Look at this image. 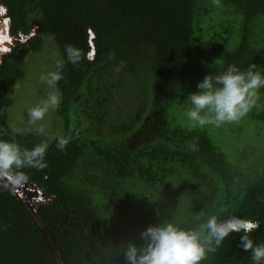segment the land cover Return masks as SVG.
Returning a JSON list of instances; mask_svg holds the SVG:
<instances>
[{"label": "trees", "instance_id": "trees-1", "mask_svg": "<svg viewBox=\"0 0 264 264\" xmlns=\"http://www.w3.org/2000/svg\"><path fill=\"white\" fill-rule=\"evenodd\" d=\"M221 5L0 0V114L13 104L23 64L42 49L44 35L61 46L58 59L66 60V45L85 56L78 66L66 63L57 83L66 147L54 139L47 167L24 169L43 199L31 207L0 181V264H126L121 248L141 246L149 226L195 229L211 215L259 221L250 238L264 243V88L246 116L218 132L181 119L206 75L230 65L264 71V0ZM42 136L0 132V140L28 149ZM13 188L30 199L25 185ZM240 235H229L201 264H254Z\"/></svg>", "mask_w": 264, "mask_h": 264}, {"label": "clouds", "instance_id": "clouds-1", "mask_svg": "<svg viewBox=\"0 0 264 264\" xmlns=\"http://www.w3.org/2000/svg\"><path fill=\"white\" fill-rule=\"evenodd\" d=\"M212 4L216 7L222 6L221 0H212ZM3 16L4 10L0 7V18ZM5 30L7 32L6 26ZM65 53L66 60L58 59L55 70L40 76V81L52 90L47 93L46 99L28 109L30 124L35 125L42 121L50 109L54 110L60 105L62 93L57 88V83L63 79L65 64L78 66L85 58L82 50L73 45H66ZM93 54L90 52L88 58H93ZM123 66L124 61H121L117 71ZM197 87L199 91L190 94L187 99L191 107L185 112V116L190 125L220 127L224 123L239 121L256 105L260 99L259 90L264 88V71L256 64H250L244 70L230 65L220 74L206 75ZM35 131L41 135L45 129L40 126ZM67 143L68 140L60 137L57 146L63 150ZM189 146L196 150L197 140L190 141ZM48 147L46 142H42L28 149L15 142L0 140V181H6L16 188L23 187L29 180L24 169L47 167L45 155ZM259 227V221L237 215L223 220L211 215L195 229H184L172 222H161L149 226L141 233L144 242L141 246L129 243L121 248V254L125 257L126 264H201L208 253H215L229 235L242 233L240 248L251 252L254 264H264V243L255 245L250 238V234Z\"/></svg>", "mask_w": 264, "mask_h": 264}, {"label": "rangeland", "instance_id": "rangeland-1", "mask_svg": "<svg viewBox=\"0 0 264 264\" xmlns=\"http://www.w3.org/2000/svg\"><path fill=\"white\" fill-rule=\"evenodd\" d=\"M42 39L44 42L42 49L38 52L30 53L23 64L15 87V94L12 97L13 104L0 114V129L16 134L36 132V128L43 126L45 131L42 140L49 144L54 139L63 137L66 133L63 121L57 115L60 105L54 110L50 109L44 119L35 125L29 123L27 116L28 109L35 106L42 99H46L47 93L52 90L46 83L40 81V76L55 70L56 60L62 56L61 46L51 35H44ZM181 119L185 125L190 123L185 113L181 114ZM208 126H210V133L218 132L215 126ZM138 137V134L133 135L130 139L132 145H135L139 141ZM1 182L31 207H33L35 201H41L44 197L43 192L38 188L40 190L39 196L36 199L32 198L28 200L12 186L7 183L5 184L3 181ZM128 219L129 217H126L125 221H128ZM41 228L53 251L58 255L57 247L50 232L47 231L43 224H41Z\"/></svg>", "mask_w": 264, "mask_h": 264}, {"label": "water", "instance_id": "water-1", "mask_svg": "<svg viewBox=\"0 0 264 264\" xmlns=\"http://www.w3.org/2000/svg\"><path fill=\"white\" fill-rule=\"evenodd\" d=\"M3 182L5 183V181H3ZM25 189H26V193L30 199H32V198L36 199L39 196L40 190L38 189V187L35 184L27 182L25 184Z\"/></svg>", "mask_w": 264, "mask_h": 264}, {"label": "bare ground", "instance_id": "bare-ground-1", "mask_svg": "<svg viewBox=\"0 0 264 264\" xmlns=\"http://www.w3.org/2000/svg\"><path fill=\"white\" fill-rule=\"evenodd\" d=\"M5 183H7L6 181H5ZM10 185V184H9ZM10 186H12V185H10ZM13 187V186H12Z\"/></svg>", "mask_w": 264, "mask_h": 264}]
</instances>
